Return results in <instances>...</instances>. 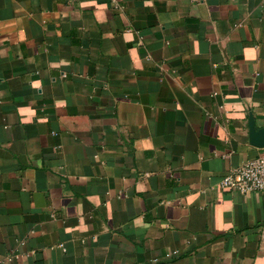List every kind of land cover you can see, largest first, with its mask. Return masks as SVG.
Wrapping results in <instances>:
<instances>
[{"label": "crops", "instance_id": "0c3cea01", "mask_svg": "<svg viewBox=\"0 0 264 264\" xmlns=\"http://www.w3.org/2000/svg\"><path fill=\"white\" fill-rule=\"evenodd\" d=\"M251 124L264 0H0V264H264Z\"/></svg>", "mask_w": 264, "mask_h": 264}, {"label": "built area", "instance_id": "2783aa9c", "mask_svg": "<svg viewBox=\"0 0 264 264\" xmlns=\"http://www.w3.org/2000/svg\"><path fill=\"white\" fill-rule=\"evenodd\" d=\"M220 184L240 193L264 190V156L248 159L236 168L228 170L222 176ZM172 253H165V257L172 256ZM152 262H157V259L153 258Z\"/></svg>", "mask_w": 264, "mask_h": 264}, {"label": "water", "instance_id": "95a60500", "mask_svg": "<svg viewBox=\"0 0 264 264\" xmlns=\"http://www.w3.org/2000/svg\"><path fill=\"white\" fill-rule=\"evenodd\" d=\"M251 136L254 139V144L257 146H264V132L260 133L254 129V125H250Z\"/></svg>", "mask_w": 264, "mask_h": 264}]
</instances>
